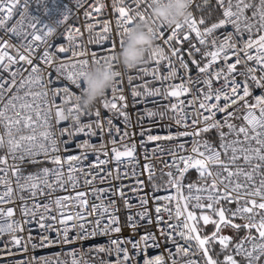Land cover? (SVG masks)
<instances>
[{
    "label": "built area",
    "instance_id": "1",
    "mask_svg": "<svg viewBox=\"0 0 264 264\" xmlns=\"http://www.w3.org/2000/svg\"><path fill=\"white\" fill-rule=\"evenodd\" d=\"M113 2L114 0H27V12L23 30L28 33L33 31L27 27V23L32 17H35L38 20V29L40 30L37 34L43 37L41 41H35L34 43V51L32 52L33 63L39 64L42 68L46 67L39 59L45 50L44 41H48L57 47L63 45L70 49L67 53H58L59 60L57 63L61 60L66 63L69 60L75 62L71 57L72 50L77 52L87 50L89 53L96 51L100 56H108L111 54L107 51L110 42L117 44L115 52H118L121 47L118 43L121 38L119 33L122 29H117L116 19L118 14L114 11ZM250 2L254 5L259 4V0H250ZM23 3L24 0H21V5ZM150 3L151 0H140L139 10L147 13ZM227 3L228 0H224V6L221 7L218 0H192L190 11L193 17L197 20L203 19L205 21L203 25L198 24L201 31L223 18V10L224 7H227ZM235 3L236 0H232V4L235 5ZM100 5H104V7L101 8L100 12H96L94 8ZM125 5L136 7L132 0H125ZM22 10V8H18L17 14H14L4 28H0V37L15 45L14 48L5 49L13 57H16L17 49L23 51L21 44L26 45L27 41L22 36L17 37L11 32H7L6 29L16 25L17 30H20V25L17 24V21L20 19L18 13ZM233 10H235L234 7ZM86 13H90V15H86ZM251 13L252 9L246 10V15L251 16ZM64 15L68 16L67 20L63 19ZM59 21L60 23H58ZM105 23L109 24L112 31L108 33L109 40L101 42L103 45V48H101L97 46L96 39L98 35H104L103 28ZM46 24L55 29L53 35H43L46 32L44 28ZM88 25H93L91 31L88 30ZM157 27L159 28L160 26L158 25ZM69 29H72V34L75 37L74 44L78 45V47L67 40ZM75 29H79V32H76ZM253 32L255 33V29ZM228 33H233L232 42H236L238 48L243 46V39L247 38V33L244 34L242 39L235 34V30L230 24L215 30L211 35L207 36L204 45L199 43L195 32H191L187 25H184L177 33V39L173 40L171 44H163L161 40L156 39V44H160L164 48L165 54L169 59L161 60L157 64L147 56V62L133 70L125 69L113 62L114 69L123 74V79L118 77L115 84L117 88L122 89L116 93V96L123 95L125 97L124 100L117 99L115 101L119 111L104 108L102 98L89 111L92 113L91 115L81 116V123H91V132L95 133V135L89 133L88 129H85L83 133H77L72 136L65 133L60 136V140L64 142L60 144V152L50 153L48 158L43 153H39L35 157L26 156L21 161L19 159L21 155L19 151L9 153L6 129L3 125H0V135L5 138V147L0 148V157L5 158L7 161L6 163H0V178L10 182L13 188L11 200L9 201V198L6 197L5 202L0 203V209L7 210L12 208L14 214L10 221L18 222L20 226L19 230L14 233H0V264H21V262L23 264H44L45 259L49 260L51 264H57L58 261L60 264H72L73 260L77 261V264H116L117 253L115 252L116 245L112 244L113 240L118 242L119 247L129 250L130 258L124 264H143L144 259L154 258L157 255L164 257L165 264H173V260L176 261V264H187L188 260L196 261L197 264H205V258L202 251L198 249L196 242H186L178 235L181 231L185 233L187 231L183 228L187 216L186 212L183 216H176L178 201L181 209H183L181 194H183L191 212L197 213L199 218L207 215L210 217V221L213 220L215 215L217 216L219 207H222L227 218L231 219V214L235 211L237 204L220 200L219 203H214L211 209L195 207L197 204L196 196L201 197L199 203L207 205L210 202L207 200L208 193L206 191L198 192L197 188L205 189L210 186L213 177L206 176L202 178L199 172L193 168L185 173L182 180L183 187L177 193L176 188L169 184L167 173L172 172L174 176L178 175L173 163L174 160L178 161L181 156H195L191 152L194 141L198 142L197 146L201 151H204L203 145L205 141L218 149L221 143L219 132L221 130L225 133L228 132L227 127H224L223 129L214 128L208 132H200L197 137L179 135V133L185 131L192 132L194 129L199 130L204 127L202 117H200L201 123L197 125H192V120L198 118V113L208 115L203 109H199L204 93L207 92V86L204 83L206 79L211 78L213 80L214 90L223 87L224 76H228L229 81L235 78L241 84L247 79L253 96L264 94V89L257 88L255 83L248 78L247 67L257 68V77L264 75V73L259 71L254 61H248L245 64L243 53H241V63L237 65L236 71L231 75L227 72L228 64L233 63L235 60L231 50L228 52L231 59L225 61L223 54H221L218 60L212 63L205 73H200L197 64L192 63L194 59L200 67L208 64L211 57H207L204 54L215 50L212 41L215 39L216 47H218ZM170 34L171 32H169ZM185 34L189 36L188 40H183ZM113 37H115V41H113ZM28 40H32L31 35L28 36ZM89 40L92 42L88 43ZM172 48L179 49L176 56L172 55ZM197 48L200 50L199 52L196 51ZM50 50L55 51L56 49L52 48ZM253 54L255 53L253 52ZM181 58L188 64L187 69L182 67ZM75 59H89V64L93 63L90 56L77 57ZM103 60L101 59V61ZM3 64H8L7 58L4 59ZM30 70V66L24 62L12 64L7 70L0 66V83L7 81V83H4V87H11L12 89L11 92L5 93V102L9 95L16 92L19 81L27 77ZM77 70H81L79 65ZM221 70L222 76L217 83L215 73ZM13 72L16 73V86L11 85ZM49 72H51L52 81L49 85L50 88L67 86L70 92L73 93L71 102L64 105V107L75 105V97L80 96L83 92L82 79L79 81L80 87L77 88L76 85L63 77L58 79L54 67L44 72L46 79ZM128 76L132 77L130 83L127 79ZM165 77L167 79H164ZM180 85H183L187 92H184L179 87ZM111 89L105 94L110 100L112 99ZM34 90L38 91L39 88ZM157 90H159L158 94ZM172 90L181 91L182 94L178 97L167 95ZM23 91L21 90V95ZM134 92L138 93V95H133ZM61 96H63V93H61ZM49 99H51V93H49ZM248 99L254 103L252 97ZM56 103L63 104V99L58 98ZM172 105H176V108L173 109ZM0 107H2V104H0ZM97 110L100 112L99 118L95 116ZM17 111L19 112V109ZM229 111H233V108H229ZM121 112L125 115H121ZM243 115L244 111L242 109L237 110L234 118L229 122L235 124L238 128L245 124L242 119ZM221 117L222 114H217L216 119H221ZM177 119L181 120L180 124L176 123ZM109 121H111V124L108 123ZM97 122L100 127H97ZM185 124H187V127H185ZM71 125L72 122L70 120L62 121L53 131L56 135H59V130L62 128H68L72 132L74 131V126ZM25 134H28V132L26 131ZM149 136H160L161 139L149 140ZM168 136L172 138H164ZM227 139L233 140L236 137L233 134L227 136ZM84 140H88L91 145L95 146L96 150L77 148L76 145ZM181 144L184 145L183 148L180 147ZM81 152H86L87 158L82 159L79 163L73 161L77 169L71 173L73 180L68 179L70 173L67 164H64L61 168V166L52 163L50 159L51 156L57 154L62 159H66L71 155H80ZM127 152H131L132 155H120L117 157V153L124 154ZM13 156L16 158L14 159ZM221 158L227 160V157L223 156V154ZM237 163L245 166L243 160H239ZM210 167L214 174L220 173L218 179L223 181L224 184H218V187L222 192L224 185H228V181L225 180L227 173H224L219 166ZM231 167L235 171V166ZM44 168L53 170L47 176L48 183L52 185L51 188L47 184L41 183L39 188L35 190V196L32 195V189L30 188L20 189L19 185L25 184V177L29 175L39 176L44 179ZM180 168L183 169L182 163ZM14 169H18L15 175L13 174ZM55 170H60L63 173L59 181H57ZM150 176L151 179H149ZM232 179L233 182L236 181L235 177ZM256 179L258 181L259 177H256ZM240 182H244L243 177L240 178ZM74 184L75 186H73ZM188 185H193L191 191H189ZM6 187L5 184L0 183V195L4 194ZM78 192H84L86 195L77 198ZM164 197H174V199L167 201L162 199ZM57 199L61 201L59 206L56 204ZM145 199L148 202L146 205H142L141 202ZM80 200H87V205L81 206ZM166 204L171 209L172 216L170 218L168 212L161 211L160 215L167 223L157 224L155 207L159 205L163 208ZM36 205H39V207H35ZM44 205H48V208L45 209ZM25 208L28 209V215L24 214ZM33 212L35 213L34 216L32 215ZM78 213H82L85 216V220L77 221L74 219L67 221L69 240L75 242L64 243V225L60 223V220L69 215L76 217ZM140 213H145L143 218L139 215ZM112 215L118 218L121 228L120 232L109 230L104 234L102 231H98L95 236L89 235L96 227L95 221L97 219L101 220L99 229L102 230L104 225L109 223ZM42 216L44 217L43 220H41ZM129 217L133 218L135 227L130 225ZM149 218L151 222H149ZM200 220L204 225L211 223L205 224L202 219ZM256 220L259 221V216L256 217ZM234 221L246 223L245 220H241L238 217ZM3 222L4 220H0V223ZM41 223L44 224L43 228L40 227ZM80 223L85 224L86 231L79 228ZM73 224L76 227H73ZM168 225L175 227L174 229L169 228ZM115 226L113 225V227ZM161 228H164L165 232H171L172 237L176 241L175 244L171 239L161 235ZM147 233H152L157 239L155 243L151 240L148 241V247L145 248L141 238ZM78 235L81 238L77 240ZM218 235H226L232 238L228 247L234 241V235L221 231V228ZM249 235L256 237L253 242H261L255 229H252L251 232L247 230L244 238ZM85 236L87 238H84ZM13 237L20 240L19 245L14 242ZM44 237H47V239L45 240ZM137 241H141L140 247L133 249L132 244ZM215 243L223 249L218 241ZM177 244L190 248L187 256L183 255V253L176 254ZM33 245H36V247L34 248ZM99 247L111 248V254L107 251L98 252L96 249ZM251 247L252 243L244 240V248L251 251ZM227 255H232L238 262L239 258H243L248 264V260L243 254H236L235 247L231 253L223 257L224 262ZM119 259L123 261L122 252L119 254ZM256 264H264V256H261L256 261Z\"/></svg>",
    "mask_w": 264,
    "mask_h": 264
},
{
    "label": "snow or ice",
    "instance_id": "2",
    "mask_svg": "<svg viewBox=\"0 0 264 264\" xmlns=\"http://www.w3.org/2000/svg\"><path fill=\"white\" fill-rule=\"evenodd\" d=\"M132 2L136 5L135 8L125 5V0H114L113 2L114 11L118 14L116 26L117 29H122V31L119 33L121 37L118 41L119 46H122L123 44V35L127 32L129 25L133 24L137 18H145L144 12L139 10L140 0H132ZM218 2L220 3L221 7L224 6V0H218ZM102 7H104V5L95 7L94 10L96 12H100ZM233 7L235 10H233ZM18 8L23 9L18 13L20 19L17 21V24L20 25V30H17L16 25H13L12 27L7 28L6 31L11 32L17 37L22 36L24 40L27 41V44H21L23 51L17 49L16 57H13L9 55L5 49L14 48L15 45L0 37V66H3L4 69L7 70L12 64L24 62L30 66L31 70L27 77H24L19 81L16 92L9 95L6 102L5 93L11 92L12 89L11 87H4V83H7V81L0 83V104H2V107H0V125H3V127L6 129L8 152L16 153L19 151L21 153L19 159L23 161L26 156L35 157L39 153H43L46 158L49 157L50 153H59L60 144L64 143L60 140V136H63L65 133L72 136L77 133H83L85 132V129H88L89 133L95 135V133L91 132V123H81L82 115H91L92 113L81 112L78 104L65 108L64 105L71 102L73 93L70 92L69 87L67 86L63 88H50L49 85L52 83L51 72H49L47 79L44 76V72L47 69H52L54 67V71L58 79L63 77L79 88L80 77L83 75L82 69L89 64V59L75 58L90 56L93 63L99 62L101 59L105 60L109 57L114 58L117 44L115 42H110L107 51H109L111 54L108 56H100L96 51L89 53L87 50L79 52L72 50L71 57L75 60V62L69 60L66 63L61 60L59 63H57L59 60L58 53H67L70 51V49L64 47L63 45L57 47L48 41H44L45 50L39 59L46 67L42 68L39 64H34L32 59L35 41H41L43 39L40 34H37L40 31L38 29L39 23L37 18L32 17L27 23V27L33 30L31 33L25 32L23 30L25 27L27 0H24L23 5H21V0H0V28H4L7 22L13 18L14 14H17ZM248 9H252L251 16L246 15V10ZM86 15H90V13H86ZM63 19L67 20L68 16L64 15ZM58 23H60V21ZM204 23L205 21L203 19L197 20L193 17V14L190 13V18L186 20L184 24L187 25V28L191 32H195L196 37L199 39V43L201 45L206 43L207 36L211 35L215 30L229 24L232 25L237 36H240L243 39L244 34L247 33V38L243 39V46L239 48L237 47L236 42H232L233 33H228L227 36H225L224 41L218 47H216V40L214 39L212 41V45L215 50L206 52L204 54L207 57H211L208 64L200 67L196 60H192L193 64H197L200 73L207 72L210 65L216 62L221 54H223L225 61L231 59L228 54L229 50H231L232 56L235 57L234 62L228 64L227 66V72L229 75L234 73L236 71L237 65L241 63V53H243L245 64H247L248 61H254L258 66L259 71L264 73V0H259L258 5H254L252 2H250V0H248V2H246V0H236L235 5H233L232 0H228L227 7H224L223 10L222 19H219L218 22L213 23L210 27H206L203 31H201L198 27V24L203 25ZM184 25H176L175 27L171 25H161L159 28L156 27L154 35L156 36V39L161 40L163 44H171L173 40L177 39V33L184 27ZM92 27L93 25H88V30L91 31ZM44 28L46 29V32L43 33L44 36H51L55 32V29L47 24L44 25ZM254 29L255 33L253 32ZM75 31L79 32V29H75ZM111 31L112 29L110 28L109 24L105 23L103 28L104 35H98L96 39L98 47L103 48L101 42L109 40L108 33ZM169 32H171L170 35ZM29 35L32 36V40H28ZM188 39L189 36L185 34L183 36V40ZM67 40L72 42L74 46L78 47V45L74 44L75 37L72 34V29H69L68 31ZM113 41H115V37H113ZM91 42V40L88 41V43ZM52 48H55L56 50L51 51L50 49ZM196 51L199 52L200 50L197 48ZM171 52L173 56H176L179 52V49L172 48ZM253 52L255 54H253ZM148 56L150 60H154L157 64H159L161 60L169 59V57L165 54L164 48L161 47L160 44H156V47L148 53ZM5 58H7L8 64H3ZM78 65L80 66L81 70H77ZM181 65L185 69L188 68V64L184 62L182 58ZM256 72L257 68L247 67L248 78L255 83L257 88L264 89V75L257 77ZM12 76L13 79L11 81V85L16 86V73L13 72ZM221 76L222 70L215 73V80L217 83L220 81ZM118 77L123 79V74L118 72ZM127 79L130 83L132 77L128 76ZM164 79H167V77ZM204 83L207 86V92L204 93L203 101L199 104V109H203L208 113V115L198 113V118L192 120V125H197L201 123L200 117H202L204 127L200 128L199 130L194 129L192 132L185 131L179 133V135H191L193 137H197L200 135V132H208L214 128L223 129L224 127H227L228 132L225 133L222 130L219 132L221 143L219 144L218 149L209 145L208 142L205 141L203 145L204 151H201L197 146L198 142L194 141V146L191 149V152L195 154V156H181L178 158V161L174 160L173 163L176 167L178 175L174 176L172 172H168V182L171 186H174L177 193H179L183 187L182 180L185 173L189 168H195L202 178L206 176L213 177L210 186L205 189L197 188L198 192L206 191L208 193L207 200L210 202L207 205L199 203L201 197L196 196L195 199L197 200V204L195 207H207L211 209L213 204L219 203L220 200H226L229 203H236L237 207L235 211L232 212L231 219L226 218L223 209L219 210L218 212L219 222L210 221V217L207 215L201 216L199 219H202L205 224L212 222L216 225V231L212 233L211 236L202 238L199 235L198 229L196 227L198 218L193 212L187 211V203H185L183 209H181L178 201L176 206V216H183L184 213L187 212V216L183 224V228L187 231L186 233L181 231L178 233V235L186 242H196L198 249L202 251L203 257L205 258V264H217V261L214 260L209 254V249L206 247V245H208L210 242L218 241L223 249L228 248L232 238L226 235H218L221 225L231 226L237 230L243 227L249 232H251L252 229H255L261 242H253L256 240V237L249 235L245 237L244 240L252 243L251 251L244 248V240L235 245V251L237 255L243 254L248 260V264H256V261H258L261 256H264V94L253 96L247 79L241 84L237 82L235 78L229 81L228 76H224L223 87L216 88L215 90L213 89V80L211 78L206 79ZM179 87L184 92H187V89L183 88V85H180ZM35 88H39V90H34ZM21 90H24L22 95L20 94ZM121 90L122 89L117 88V86L114 85L111 89L112 99H108V97L105 95L102 101L103 107L106 109L119 111L115 101L117 99H125L123 95H120L119 97L116 96V93ZM49 93H51V99H49ZM61 93H63V96H61ZM158 93L159 90H157V94ZM181 94V91L177 90H172L167 93V95L175 97H178ZM133 95H138V93L134 92ZM249 97H252L254 103L249 101ZM58 98L63 99V104L56 103ZM75 99L78 100L79 96H76ZM221 101H223V103H221ZM172 108L175 109L176 105H172ZM229 108H233V111H229ZM17 109H19V112ZM241 109L244 111L242 119L245 124L237 128L235 124L230 123L229 121L234 118L235 112ZM120 114L125 115L123 112ZM217 114H222L221 119H216ZM161 115H163V113H161ZM95 116L99 118L100 112L98 110L95 112ZM69 120L72 122L71 126H74V131L70 132L68 128H62L59 130V135H56L53 129H55L56 126L60 124V122ZM108 123L111 124V121ZM176 123L180 124L181 120L177 119ZM97 127H100L98 122ZM185 127H187V124H185ZM26 131L28 134H25ZM233 134L235 135L236 139L228 140L227 136ZM164 138L171 139L172 137L168 136ZM148 139L158 140L161 139V137L149 136ZM4 147L5 138L4 136L0 135V148ZM76 147L84 150L89 148H91L93 151L96 150L95 146L91 145L88 140H84L82 143L77 144ZM101 147H103V145H101ZM180 147L183 148L184 145L181 144ZM229 153H231V155H229ZM222 154L223 156L227 157V160L221 158ZM120 155L131 156L132 153H117V157ZM13 158L15 159L16 157L13 156ZM86 158V152H81L80 155L68 156L66 159H62L59 154L50 157L51 162L61 166V168L64 164H67L70 173L68 176L69 180H73L71 173L77 170L76 165L73 164V161L79 163L82 159ZM239 160H243L244 165L247 167L238 164L237 162ZM6 162L7 161L5 158L0 157V163ZM181 163L183 164V169L180 168ZM210 166H219L224 173H227L225 180L228 181V185H224L222 192L218 187V184H224L223 181L218 179L220 173L214 174ZM231 166H235V171L232 170ZM17 171L18 169H14L13 174L15 175ZM51 171L53 170L48 168L43 169L44 179L33 175L25 177L26 183L19 185L20 189L25 190L30 188L32 189V195L35 196V190L39 188L41 183L47 184V186L51 188L52 185L49 184L47 180V176ZM55 171L57 181H59L63 173L60 170ZM233 177L236 178L235 182H233ZM241 177H243L244 182H240ZM256 177H259L258 181ZM149 179H151V176ZM0 183H3L7 186L4 194L0 195V203L5 202L6 197L9 198L10 201L13 195V188L11 187L10 182L0 178ZM86 183H88V181H86ZM73 186H75V184ZM188 188L189 191H191L193 185H188ZM85 195L86 193L84 192H78L77 198L84 197ZM21 199H23V197H21ZM162 199L171 201L174 199V197H164ZM147 202L148 201L145 199L141 203L142 205H146ZM56 204L58 206L61 204L60 199L56 200ZM80 204L81 206H86L87 200H80ZM35 207H39V205H36ZM44 208L47 209L48 205H44ZM93 208H95V206H93ZM105 211H107V209H105ZM161 211L168 212L170 218L172 216V211L167 206V204L164 205L163 208L159 205L155 207L156 223L166 224L167 222L164 221L163 217L160 215ZM13 214L14 210L12 208H8L7 210L0 209V220H4L3 223H0V233H14L15 231L19 230V223L10 221V218L13 216ZM24 214L28 215L27 208L24 209ZM32 215L34 216L35 213L33 212ZM139 215L141 218H143L145 213H140ZM257 216H259V221L256 220ZM237 217L241 220H245L246 223L243 225L234 223V219ZM43 219L44 217L42 216L41 220ZM74 219L77 221L85 220V216L82 213H78L76 217L69 215L60 220V223L64 225V243L75 242L69 240L67 225V221ZM189 221H192L193 223L190 224ZM149 222H151L150 218ZM129 223L132 227H135L132 217H129ZM100 224L101 220L97 219L95 221L96 227L91 233H89V235L95 236L97 235L98 231H102L104 234H106L109 230L117 233L121 231L118 218L114 215L110 217L109 223L105 224L102 230L99 229ZM113 225L116 226L113 227ZM72 226L76 227L75 224ZM40 227L43 228L44 224L41 223ZM168 227L174 229L175 226L168 225ZM79 228L86 231L84 223H80ZM160 232L161 235L171 239L174 244L176 243L171 235V232H165L164 228H161ZM80 238L81 237L78 235L76 239L78 240ZM84 238L87 237L85 236ZM13 239L17 245L20 244L19 239L16 237H13ZM44 239L46 240L47 237H44ZM156 239L157 238L155 235L152 233H147L141 238V241L143 242L145 248H147L148 241L151 240L153 243H155ZM141 241L133 243V249L139 248ZM49 243H51V241H49ZM112 244L116 245V264H124V262H127L130 258L129 250L127 248L119 247L118 242L115 240L112 241ZM33 247L35 248L36 245H33ZM96 250L98 252L107 251L109 254H111L112 251L111 248L105 249L104 247H99ZM189 250L190 248L183 247L179 244L176 245V254L183 253V255L187 256ZM121 252L123 253V261L119 259V254ZM225 262L226 264H239V262L232 255H227L225 257ZM21 264H23V262H21ZM44 264H51V262L45 259ZM57 264H60V262L58 261ZM72 264H77V261L73 260ZM143 264H165V260L162 255H157L154 258L144 259ZM173 264H176L175 260H173ZM187 264H197V262L188 260Z\"/></svg>",
    "mask_w": 264,
    "mask_h": 264
},
{
    "label": "clouds",
    "instance_id": "3",
    "mask_svg": "<svg viewBox=\"0 0 264 264\" xmlns=\"http://www.w3.org/2000/svg\"><path fill=\"white\" fill-rule=\"evenodd\" d=\"M191 0H151L145 18H137L123 35V44L103 61L88 64L82 69L83 92L76 100L81 112L91 111L104 98L118 78L114 63L133 70L146 62L148 53L156 47L154 31L159 25H184L190 18ZM155 22V23H154Z\"/></svg>",
    "mask_w": 264,
    "mask_h": 264
},
{
    "label": "trees",
    "instance_id": "4",
    "mask_svg": "<svg viewBox=\"0 0 264 264\" xmlns=\"http://www.w3.org/2000/svg\"><path fill=\"white\" fill-rule=\"evenodd\" d=\"M196 215V217L198 218L196 224L202 234V236H207L209 234H211L214 229H215V224L214 223H210L208 225H204L201 220L199 219L197 213H194ZM217 220V216L215 215L213 217V220L212 221H216ZM244 228H240L239 230H235V233L233 234L234 235V241L232 242V244L230 245V247H228L227 249H221L215 242H210L207 247L209 249V252L210 254L212 255V257L214 258V260L217 261V264H226L224 261H223V257L226 255V254H229L233 251V248L235 247V245L242 241L244 239V236H245V233L243 232ZM239 262L240 264H246V261L245 259L243 258H239Z\"/></svg>",
    "mask_w": 264,
    "mask_h": 264
},
{
    "label": "water",
    "instance_id": "5",
    "mask_svg": "<svg viewBox=\"0 0 264 264\" xmlns=\"http://www.w3.org/2000/svg\"><path fill=\"white\" fill-rule=\"evenodd\" d=\"M191 169H193V168H189L188 171L191 170ZM181 203H182V206H184V204L186 203L183 194H181ZM221 209H223V208H222V207H219V208H218V212H219V210H221ZM187 211H191L190 208L188 207V205H187ZM218 212H217V220H216V222H219ZM186 214H187V212H186ZM225 216H226V218H227L226 213H225ZM189 223L191 224V223H193V222H192V221H189ZM234 223H237V222L234 221ZM237 224H238V223H237ZM243 224H244V223H243ZM243 224H241V225H243ZM221 226H222V225H221ZM196 227H197V229H198L199 235H200L202 238H203V237L211 236V234L214 233V232L216 231V225H215V229H214V231H213L211 234H209V235H207V236H202V234H201V232H200V230H199L197 224H196ZM206 247H207V245H206ZM209 254H210V252H209ZM210 255H211V254H210ZM211 256H212V255H211ZM212 258H213V257H212ZM213 259H214V258H213Z\"/></svg>",
    "mask_w": 264,
    "mask_h": 264
},
{
    "label": "rangeland",
    "instance_id": "6",
    "mask_svg": "<svg viewBox=\"0 0 264 264\" xmlns=\"http://www.w3.org/2000/svg\"><path fill=\"white\" fill-rule=\"evenodd\" d=\"M241 223H243V222H241ZM235 230L236 229L235 228H232L231 226L222 225V227H221V231L227 232V233H231V234H234L235 233ZM243 230H244L243 232L246 234L247 230L246 229H243Z\"/></svg>",
    "mask_w": 264,
    "mask_h": 264
},
{
    "label": "flooded vegetation",
    "instance_id": "7",
    "mask_svg": "<svg viewBox=\"0 0 264 264\" xmlns=\"http://www.w3.org/2000/svg\"><path fill=\"white\" fill-rule=\"evenodd\" d=\"M238 224H241V223H238Z\"/></svg>",
    "mask_w": 264,
    "mask_h": 264
}]
</instances>
